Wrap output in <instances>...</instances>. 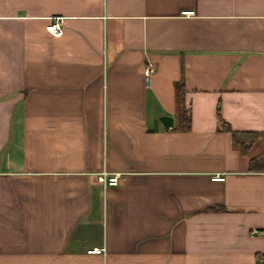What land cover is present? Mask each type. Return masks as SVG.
<instances>
[{
	"label": "crops",
	"instance_id": "obj_1",
	"mask_svg": "<svg viewBox=\"0 0 264 264\" xmlns=\"http://www.w3.org/2000/svg\"><path fill=\"white\" fill-rule=\"evenodd\" d=\"M263 84L264 0H0V264H264Z\"/></svg>",
	"mask_w": 264,
	"mask_h": 264
},
{
	"label": "trees",
	"instance_id": "obj_2",
	"mask_svg": "<svg viewBox=\"0 0 264 264\" xmlns=\"http://www.w3.org/2000/svg\"><path fill=\"white\" fill-rule=\"evenodd\" d=\"M175 102L178 104L182 100V83L180 81L175 83ZM218 128L222 129L230 134V140L232 146L238 151L240 154H245L248 148L253 144V142L257 141L261 133L259 131L254 130H232L229 128L227 123H225L218 114V109L215 110ZM177 125L173 126L175 129L186 130L188 128L189 122V114L186 109L179 108L177 112ZM260 155L252 156L250 161L255 160L256 162L259 160ZM216 209V208H215Z\"/></svg>",
	"mask_w": 264,
	"mask_h": 264
},
{
	"label": "built area",
	"instance_id": "obj_3",
	"mask_svg": "<svg viewBox=\"0 0 264 264\" xmlns=\"http://www.w3.org/2000/svg\"><path fill=\"white\" fill-rule=\"evenodd\" d=\"M181 14H184V15L191 14V11H181ZM44 29L46 31H48L49 33H51L52 35H55V36L60 34V28L58 26L57 21H51V22L47 23L44 26ZM152 70H153V66H152L151 62L146 61L142 67V75L144 77H147L151 73ZM263 90H264V84H263ZM96 179H97V181H99L101 183L102 186L115 185L117 183V180H118V174L117 173H108L106 171L101 170V171H99V173H97ZM212 179L221 180L222 177H221V175H214L212 177ZM251 232H255V230L252 229ZM98 251H99V248L88 249V252H98Z\"/></svg>",
	"mask_w": 264,
	"mask_h": 264
},
{
	"label": "water",
	"instance_id": "obj_4",
	"mask_svg": "<svg viewBox=\"0 0 264 264\" xmlns=\"http://www.w3.org/2000/svg\"><path fill=\"white\" fill-rule=\"evenodd\" d=\"M158 119L165 128L171 125V117L169 115H160Z\"/></svg>",
	"mask_w": 264,
	"mask_h": 264
}]
</instances>
